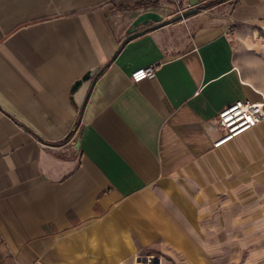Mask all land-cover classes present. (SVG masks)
Wrapping results in <instances>:
<instances>
[{
  "label": "crops",
  "instance_id": "0c3cea01",
  "mask_svg": "<svg viewBox=\"0 0 264 264\" xmlns=\"http://www.w3.org/2000/svg\"><path fill=\"white\" fill-rule=\"evenodd\" d=\"M250 26L264 0H0V264H264V120L214 145L264 97Z\"/></svg>",
  "mask_w": 264,
  "mask_h": 264
},
{
  "label": "built area",
  "instance_id": "2783aa9c",
  "mask_svg": "<svg viewBox=\"0 0 264 264\" xmlns=\"http://www.w3.org/2000/svg\"><path fill=\"white\" fill-rule=\"evenodd\" d=\"M180 13L183 9L179 10ZM157 65L152 64L141 67L131 73V79L139 82L148 77H154ZM264 120V97L262 101L253 102L246 99H238L226 105L216 119L222 134L214 142L215 147H219L237 136L252 129Z\"/></svg>",
  "mask_w": 264,
  "mask_h": 264
},
{
  "label": "rangeland",
  "instance_id": "374dc122",
  "mask_svg": "<svg viewBox=\"0 0 264 264\" xmlns=\"http://www.w3.org/2000/svg\"><path fill=\"white\" fill-rule=\"evenodd\" d=\"M243 35L236 38L240 45L237 60L246 67L253 65L255 73L260 75L264 65V28L250 26ZM137 264H156L155 257H144Z\"/></svg>",
  "mask_w": 264,
  "mask_h": 264
},
{
  "label": "water",
  "instance_id": "95a60500",
  "mask_svg": "<svg viewBox=\"0 0 264 264\" xmlns=\"http://www.w3.org/2000/svg\"><path fill=\"white\" fill-rule=\"evenodd\" d=\"M200 10L199 6L193 7L191 9L185 10L181 13H178L177 15H175L172 18H164L159 12L157 13L156 11H147L144 12L142 14H140L133 22L132 26L130 27V29L127 31L128 35L125 37L124 41L122 42V45L125 46V44L130 41L131 39L144 34L148 31L154 30L156 28L162 27L166 24H169L171 22L180 20V19H184L185 17H188L196 12H198ZM150 22H153L151 24H149ZM144 26V27H142ZM120 51V49L118 51H116L115 55L116 56L118 54V52ZM93 72L92 71H88L83 77L82 79H79L76 84H75V88H78L82 85L83 81L86 79H90L92 77Z\"/></svg>",
  "mask_w": 264,
  "mask_h": 264
}]
</instances>
